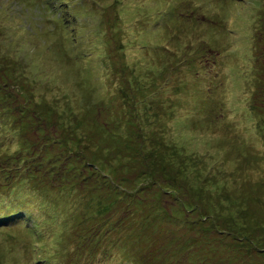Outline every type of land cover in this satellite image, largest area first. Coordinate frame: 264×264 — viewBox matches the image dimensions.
Returning <instances> with one entry per match:
<instances>
[{
  "label": "rangeland",
  "instance_id": "1",
  "mask_svg": "<svg viewBox=\"0 0 264 264\" xmlns=\"http://www.w3.org/2000/svg\"><path fill=\"white\" fill-rule=\"evenodd\" d=\"M62 1L0 0V264H264V0Z\"/></svg>",
  "mask_w": 264,
  "mask_h": 264
},
{
  "label": "trees",
  "instance_id": "2",
  "mask_svg": "<svg viewBox=\"0 0 264 264\" xmlns=\"http://www.w3.org/2000/svg\"><path fill=\"white\" fill-rule=\"evenodd\" d=\"M207 1H209V0H207ZM63 3H66V0L65 1H62ZM67 4V3H66ZM67 8V7H66ZM74 9V8H73ZM66 20H67V22H69L70 21V16L68 15L67 17H66ZM163 92L162 93H166V95H164L165 97L167 96V95H169V91H166L165 89L164 90H162ZM158 92V91H157ZM154 96V95H153ZM164 97V98H165ZM127 105H129V104H127ZM16 213H19V212H16ZM16 213H14V212H11L10 214L9 213H4V212H0V219H2V220H7V218L8 217H10V220H8L7 221V223H9L10 224V222L12 221V220H14L15 218V215H16ZM11 216H12V218H11ZM108 225L109 224H107V222L105 223V227H108ZM121 226V225H120ZM110 228H112L111 227V225H110ZM121 228L123 229V227L121 226ZM113 229H114V226H113ZM127 257H128V255L127 256H125V255H123V259L124 260H127ZM129 260V259H128ZM120 262V261H119ZM118 263V262H117Z\"/></svg>",
  "mask_w": 264,
  "mask_h": 264
}]
</instances>
